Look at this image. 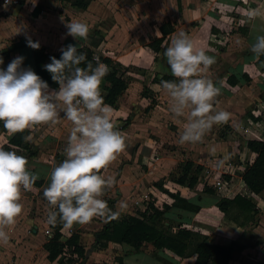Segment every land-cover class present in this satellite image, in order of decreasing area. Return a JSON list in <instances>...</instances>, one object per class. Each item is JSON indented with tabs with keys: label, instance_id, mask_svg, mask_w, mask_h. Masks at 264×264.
Masks as SVG:
<instances>
[{
	"label": "crops",
	"instance_id": "1",
	"mask_svg": "<svg viewBox=\"0 0 264 264\" xmlns=\"http://www.w3.org/2000/svg\"><path fill=\"white\" fill-rule=\"evenodd\" d=\"M253 9H259L264 13V0H179V7L176 0H89L83 9L75 7L67 0H19V4L15 6H0V47L5 46L2 49H7L10 43L19 38L24 40L30 38L33 42H39L47 55L56 54L63 46L73 44L77 47H87L92 51V55L106 56L125 68L124 77L127 87L119 96L120 99L118 98L117 103L120 104L116 103L117 107L112 108L110 118L125 137L126 147L116 160L100 172L104 177H112L116 167L118 170L117 175L113 177V186L104 190L102 199L111 197L114 193L115 196L112 198L115 213L138 216L147 205L142 203L136 206L133 200L139 199L144 191L148 190L155 194L153 206L159 210H162L163 204L170 205L173 202L169 193H178L187 198L188 203L196 205L198 210L193 212L175 205L170 206L163 210V226L171 231H176L178 228L190 230L209 243L233 242L235 251L227 264H264V189L247 197L253 204L255 212L231 211V215L240 225L225 217L215 206V202L220 197L232 198L242 184L238 174L254 157V153L246 148L245 141L243 146H237L238 141L229 138L225 142L229 145L227 147L206 146L203 142L196 145L186 143L181 146H156L152 139H145L143 136L146 132L143 130L145 121H138L143 127L138 126L140 130L137 132L132 130V125L135 124L133 118H130L125 128L120 129V125H122L121 120L125 121L126 117V120L130 117V108L127 109L124 104L127 102L137 104L130 98L129 89L146 85L155 98L154 108L149 111V113L154 112L155 116L148 117L154 119L150 122L153 125L151 129L155 130L160 122L172 120L176 125L173 134L179 137L186 123L185 118H176L170 113L169 98L162 89L161 81L151 82L153 77L171 75L166 59L162 56L165 46L178 32L183 31L191 38L195 48H203L207 55L214 56L215 59L224 58L227 55L224 50L228 48L221 50L218 43H221L220 39L225 40L222 29L226 32L229 24L233 28L238 24L239 30L244 27L241 33L235 31L237 32L235 35L241 37L243 47L244 44L254 43L256 35L264 34V17L252 21L248 19V14ZM72 19H79L89 25L86 39L79 37L74 39L67 35L65 22ZM167 21L173 31L164 36L159 49L154 52L148 44L152 39L160 36L157 27ZM227 36L228 39L234 38V34ZM251 55H254L251 51L249 56L237 51L232 61H228L227 73L218 77L219 72L213 69V64L208 74L221 89L214 107L231 113L229 122L224 124L226 130L221 134L232 133L237 137L244 134L248 139L263 140L264 99L261 97L264 98V94L261 93H264L262 78L264 71L259 67L263 62L251 58ZM16 56H23L22 66L31 67L33 70L32 56L28 47L10 50L9 62ZM243 72L250 80L257 79L256 86L260 90L258 95H255L254 90L252 91V85L247 83L243 87L253 92L249 102L255 101L253 103L259 108V119H250L247 117L249 114L239 112L240 109L237 108L239 102L231 94L241 82L239 76ZM229 74L236 76L238 82L235 85L226 82V76ZM57 88L58 86L50 89ZM232 100H235L236 104ZM155 108L163 114L157 116L161 112L156 113ZM185 114L187 115V110ZM71 127V122L61 116L59 123L40 125L36 131L29 132L34 139L33 142H27V149L9 146L10 150L27 158L29 170L39 174L38 180L41 183L38 186L34 185L30 191H22L20 200L23 205L22 213L16 218L15 224L7 228L9 241L0 248L5 253L0 259L7 264H51L42 248L43 242L47 239L43 235V229L48 227L46 219L51 209L43 196V190L49 182L52 167L57 165L56 159H65L64 149ZM220 127L221 125H214L206 135ZM164 130L168 132V129L164 128ZM9 137L6 130L0 131V145L5 144ZM149 140L151 145L148 143ZM132 141L136 142V146H132L129 153L131 146L127 145ZM159 147L167 153L162 152L160 157H157L154 154L160 149ZM213 148L215 155L211 154ZM153 156L157 158L153 159ZM232 156L233 158L229 159ZM148 158L156 162V165L147 168L142 176L138 167L147 165ZM219 160L225 162L218 165ZM177 161L181 162V165L189 161L192 167H198V170L188 173L195 176L193 191H189L185 184L165 179L164 176H167V172ZM158 177L164 181L161 183L162 190L153 185V182L158 181ZM216 180L222 184L217 190L214 185ZM145 184H148V187ZM203 185L214 188V192L212 194L202 192ZM139 194L141 195L137 196ZM122 201L127 204L125 211H120ZM101 220L96 217L87 224H73L71 227L63 225L59 230L60 234L65 229L78 233V243L85 249V258L81 264H115V256L120 257L127 264H194V253L176 256L169 250H154L150 244H144L138 250H133L127 244L108 241L105 247L91 248L93 234L102 226Z\"/></svg>",
	"mask_w": 264,
	"mask_h": 264
},
{
	"label": "clouds",
	"instance_id": "2",
	"mask_svg": "<svg viewBox=\"0 0 264 264\" xmlns=\"http://www.w3.org/2000/svg\"><path fill=\"white\" fill-rule=\"evenodd\" d=\"M260 17H264V13L259 9L248 14L250 21ZM65 27L67 35L74 39H86L89 33V25L79 19L66 21ZM26 39L28 46L39 48V42ZM250 50L257 60L264 56V34L255 36ZM60 51L59 59L52 56L51 62L43 66L58 84L57 89H50L31 67H22L23 56L13 58L6 69L0 68V121L10 136L25 130L34 132L40 125L59 123L61 116L71 122L65 159L52 167L43 190L51 206L46 223L55 227L59 222L71 227L87 224L96 217L115 218L118 215L102 199L104 190L113 186L114 178L104 177L100 172L125 150L126 143L110 118L111 106L105 104L101 95L100 84L110 71L108 66L94 57L95 66L87 61L81 67L87 60L86 54L78 53L73 44ZM162 56L176 78L161 80L162 89L169 98L170 113L186 120L179 143H202L214 125L226 124L231 118L227 110L214 107L221 89L208 73L216 59L207 55L203 48H195L183 31L165 46ZM0 64H3L2 56ZM23 139L33 142L34 138L29 134ZM211 154H216L214 148ZM224 162L219 160L218 165ZM39 178V174L29 170L25 156L0 145V244L8 243L10 237L6 229L14 225L22 213V191H30ZM126 208V202L122 201L120 211Z\"/></svg>",
	"mask_w": 264,
	"mask_h": 264
},
{
	"label": "trees",
	"instance_id": "3",
	"mask_svg": "<svg viewBox=\"0 0 264 264\" xmlns=\"http://www.w3.org/2000/svg\"><path fill=\"white\" fill-rule=\"evenodd\" d=\"M77 8L83 9L86 7L89 0H67ZM177 7H179V0H176ZM241 29V28H240ZM160 36L151 40L149 47L155 52L159 49V45L164 36L173 31L171 24L167 22L161 23L157 27ZM242 30V29H241ZM28 47L32 56L33 71L46 81L50 88H55L58 84L51 79V74L43 67L50 63V57L55 56L57 59L61 56V51L56 54L47 55L42 46L34 49L27 44V40L23 38L17 39L15 42L9 44L7 49H0V56L3 57V64L0 68L6 69L9 63V51L15 48ZM66 47V46H63ZM78 53L86 54L87 60L81 64L84 67L87 61H91L95 66L96 61L93 59L92 51L87 47H77ZM99 61L106 64L110 71L105 75L100 84L101 95L104 102L112 108L116 106L117 98L127 87V82L124 77L125 68L120 64L111 60L110 58L98 57ZM258 61L264 63V56H261ZM23 67V66H22ZM234 74L226 76V82L230 85H235L238 80ZM172 75H161L159 78L153 77L151 82L161 80H175ZM240 80L246 83L250 80L243 72L239 76ZM0 131H5L3 122L0 121ZM29 130L11 135L5 144H2L5 150H10L9 146L17 148H28V143L24 141L23 137L29 134ZM223 135V134H221ZM246 148L254 153L252 161L247 164L243 171L238 174L242 184L237 193L232 198L220 197L216 202V208L229 220L237 225L239 222L231 215L232 210L240 212H255L253 204L247 199L252 193H258L264 189V139H248L245 141ZM30 153V152H29ZM57 164L63 160L56 159ZM198 170V167H192L191 162L186 161L181 165L180 173L175 177V181L179 184H185L188 190H192L195 183V176L188 174L189 172ZM187 175H189L187 177ZM41 181L37 180L34 185H40ZM153 185L162 190L161 183L153 182ZM193 191V190H192ZM202 192L212 194L214 188L202 186ZM173 199L170 205L163 204L162 210L157 209L152 203H147L145 209L138 215L118 214L115 218H105L101 228L93 234V242L90 247H105L107 242L124 243L132 247L133 250H138L144 244H150L154 250H169L176 256H184L189 253L195 254L194 264H227L228 260L233 257L235 246L233 242L227 244H214L205 241L197 233L184 228H178L176 231H171L168 227L162 224L163 210L170 206H178L196 212L198 207L187 202V198L180 196L178 193H169ZM109 209L115 213L113 209V199L106 200ZM48 225V224H47ZM63 223H57L55 227L48 225L51 230L50 236L43 242L42 248L46 252V259L51 264H66L68 262H75L71 258L64 259L62 254L75 256L78 259L76 264H81L85 258V249L78 243V233L73 231L64 240L61 239L59 230ZM240 249H236L237 251ZM154 255V254H153ZM154 257L158 259L155 255ZM115 264L124 263L120 257H114Z\"/></svg>",
	"mask_w": 264,
	"mask_h": 264
},
{
	"label": "rangeland",
	"instance_id": "4",
	"mask_svg": "<svg viewBox=\"0 0 264 264\" xmlns=\"http://www.w3.org/2000/svg\"><path fill=\"white\" fill-rule=\"evenodd\" d=\"M238 28H239L238 24L234 28H233V26L231 27V24H229L226 27V32L224 31V29H222V32L225 34V36H224L225 40L222 41L223 39H220L221 43H218V44L221 47L220 48L221 50H224L225 48H228V49L224 50V51L227 52L226 53L227 55H225L224 58H218L217 57L218 59H216V62L214 63V68L213 69L219 72L218 77H220L222 74L224 75L225 72L227 73L226 66L229 64L228 61H232V58L237 54V51L245 53L246 55L249 56V53L251 51L250 48H251L252 44H249V45H245L244 44V47H243V45H241V43H243V41H241V39H240L241 37L239 35H237V34L235 35V33H237L235 31H238L239 33H241V32H243L244 27L241 28L242 30H239ZM228 34H234V36H233L234 38L232 39V37L231 38L229 37L230 39H228V36H227ZM251 56H252L251 58H255L254 55H251ZM259 67H260V69H262L264 71V63H263V65L260 64ZM131 74H133V73L131 72ZM141 74H143V73H140V75ZM262 78L264 79V76H262ZM240 81L241 82L239 83V85H237V87L231 93V94H233V96L239 102V103H237V108L240 109L239 112H242V113L244 112V114L245 113L249 114V116H247V117H250V119H257V118L259 119V113H258L259 108L257 107V105H254L255 103H253L255 101L252 100L251 102H249L250 95H251V93H253L252 92L253 90H254L255 95H258L257 93L260 92V90L256 86V84H258L257 83V79L249 80L247 82L248 84L245 81H243V80H240ZM245 84L252 85V91L251 90L248 91V90L244 89L243 85H245ZM129 91L131 93L130 94V98L134 99V101H136L137 104H134V103L133 104H128V102L126 104H124V105L127 106V109L130 108L129 109L130 117L127 120H126L127 117L125 118L126 123H122V122H125V121L121 120V124L122 125H120V129L125 128L127 126V124L130 122V118L131 119L133 118L134 121H135V124L132 125V127H133L132 130L137 132V130H140V128L138 129V126H140V124H141L140 122L141 121H145L144 122L145 123L144 124V128H143V130L146 131V132H144V135H143L145 137V139L146 138L147 139H152L154 141V145H156V146H181V144L179 143V137L177 135L173 134L174 128L176 127V125L173 124L172 120H166L164 123L160 122L155 127L157 129V130L155 129L156 131L151 129V127L153 125L150 122H152L154 119H150L148 117L150 115L151 116L152 115L155 116L154 112L153 113H149V111L153 110V108H154L153 105L155 104V98L153 97L152 91L146 85H139V87L130 88ZM261 94L263 95L264 93H261ZM261 94H259L260 97H261ZM118 98H117V102H119V99H120V98L119 99ZM261 99H264V98L261 97ZM254 100H255V98H254ZM232 102L234 104H236L235 100H232ZM117 104H120V103H117ZM117 104H116V107H117ZM164 109H165V107H164ZM155 110H156V113L161 112L158 108H155ZM161 114H163V113L162 112L158 113L157 116H161ZM139 120H140V122H138ZM155 121H156V119H155ZM155 121H154V125L156 124ZM241 123L244 125L243 121H241ZM164 128L168 129V132H167V130H164ZM224 130H226V129H225V125L223 124V125H221V127L219 129H216V131H211L210 134L206 135L205 136L206 139L203 141V143L206 146H223V147H227V146H229L228 144H225V142L228 141L227 139L234 138L235 140L238 141V145L237 146H243V142L246 141V139H248V138H245L244 134H242L240 137L234 136L235 134H232V133H230V134L227 133V134L221 135V133H223ZM130 133H131V130H130ZM126 138H130V137H126ZM131 140H133V139H131ZM125 141H126V139H125ZM148 143L151 145L150 140L148 141ZM196 144H198V143H195V145ZM127 146H131L129 148V153H130L131 149H132V146H136V142L132 141ZM187 146H190V145H187ZM162 152H166L167 153V151H162L161 148H160V149L157 150L156 154H154V155H156L157 157H160ZM232 158H233V156L230 157L229 159H232ZM160 161H158V162H160ZM152 162L153 161H151L150 158H148V160H147L148 164L147 165H140V168L138 167L139 173L142 176L147 171V168L150 169V168L153 167L152 165H154V164L156 165V162H153V163ZM180 167H181V162L177 161L176 163H174V165L167 172V176H164L165 179L174 180L175 177L179 175ZM117 173H118V170H117V167H116L115 171L112 173V177L116 176ZM157 182L158 183H164V181L162 179H160L159 177H158V181ZM145 185L148 187V184H145ZM216 190H217V188H216ZM145 193H146V195H148L147 196L148 197V201H146V203H143V204L147 205V203H152V204L155 203V199H156L155 194H152V193L148 192V190L144 191L142 194H145ZM140 195L141 194H139L137 196H140ZM114 196H115V194L113 193L111 195V197L103 198V199L104 200H107V199L111 200V199H113L112 197H114ZM158 196H160V194ZM118 214H120V213H118ZM97 218H100V217H97ZM101 219H102L101 221H102V224H103L105 218H101ZM93 220H95V218H93ZM66 233L70 234L71 231H69V229H65V231H62V233H61L62 234V240H64V238H66L69 235V234L66 235ZM43 235L45 236L44 233H43ZM1 245L2 244H0V248H1ZM0 256H3V257L5 256V253L2 252V250H0ZM62 256H63L64 259L71 258L72 260H75V262H68L66 264H76V262L78 261V259H75L74 255L70 256L67 253H63ZM0 264H7V263H5L4 260L0 259Z\"/></svg>",
	"mask_w": 264,
	"mask_h": 264
},
{
	"label": "built area",
	"instance_id": "5",
	"mask_svg": "<svg viewBox=\"0 0 264 264\" xmlns=\"http://www.w3.org/2000/svg\"><path fill=\"white\" fill-rule=\"evenodd\" d=\"M18 4H19V0H10L9 3H6V0H0V6H3V5L15 6V5H18ZM94 57H96V56L93 55V59H94ZM153 159H156V157L153 156ZM214 185L216 186L217 189H220V187L222 186V184H220V182L218 180H216L214 182ZM147 196L148 195H146V194H142L139 199H134L133 200V204L134 205H139V204H142V203H146V201H148V197ZM69 231H70V229H69ZM43 233L45 234V236L49 237L50 234H51V230L48 227H46V228L43 229Z\"/></svg>",
	"mask_w": 264,
	"mask_h": 264
}]
</instances>
